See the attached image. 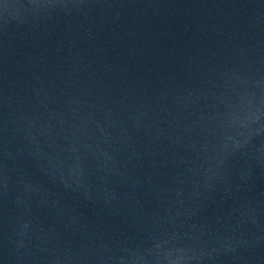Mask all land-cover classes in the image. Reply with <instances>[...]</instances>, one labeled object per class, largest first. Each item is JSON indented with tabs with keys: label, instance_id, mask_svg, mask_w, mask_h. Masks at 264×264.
Wrapping results in <instances>:
<instances>
[{
	"label": "water",
	"instance_id": "water-1",
	"mask_svg": "<svg viewBox=\"0 0 264 264\" xmlns=\"http://www.w3.org/2000/svg\"><path fill=\"white\" fill-rule=\"evenodd\" d=\"M0 264H131L86 235L0 197Z\"/></svg>",
	"mask_w": 264,
	"mask_h": 264
}]
</instances>
